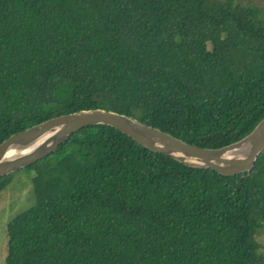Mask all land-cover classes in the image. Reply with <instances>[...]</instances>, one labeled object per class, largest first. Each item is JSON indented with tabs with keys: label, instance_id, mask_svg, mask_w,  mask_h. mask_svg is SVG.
I'll return each mask as SVG.
<instances>
[{
	"label": "trees",
	"instance_id": "trees-1",
	"mask_svg": "<svg viewBox=\"0 0 264 264\" xmlns=\"http://www.w3.org/2000/svg\"><path fill=\"white\" fill-rule=\"evenodd\" d=\"M92 108L200 146L241 137L264 116V6L0 0V143ZM23 167L33 201L3 264H264V149L223 174L96 124Z\"/></svg>",
	"mask_w": 264,
	"mask_h": 264
},
{
	"label": "water",
	"instance_id": "water-1",
	"mask_svg": "<svg viewBox=\"0 0 264 264\" xmlns=\"http://www.w3.org/2000/svg\"><path fill=\"white\" fill-rule=\"evenodd\" d=\"M96 124L110 126L139 144L184 163L210 167L223 174L249 171L264 149V116L234 141L207 147L189 143L129 115L101 108L81 109L48 118L4 139L0 143V175L31 163L79 129Z\"/></svg>",
	"mask_w": 264,
	"mask_h": 264
},
{
	"label": "rangeland",
	"instance_id": "rangeland-1",
	"mask_svg": "<svg viewBox=\"0 0 264 264\" xmlns=\"http://www.w3.org/2000/svg\"><path fill=\"white\" fill-rule=\"evenodd\" d=\"M242 2L264 6V0H242ZM31 174L28 167H20L12 171L0 191V264L4 262L6 251V223L32 204Z\"/></svg>",
	"mask_w": 264,
	"mask_h": 264
},
{
	"label": "bare ground",
	"instance_id": "bare-ground-1",
	"mask_svg": "<svg viewBox=\"0 0 264 264\" xmlns=\"http://www.w3.org/2000/svg\"><path fill=\"white\" fill-rule=\"evenodd\" d=\"M242 151H243V149H242Z\"/></svg>",
	"mask_w": 264,
	"mask_h": 264
}]
</instances>
